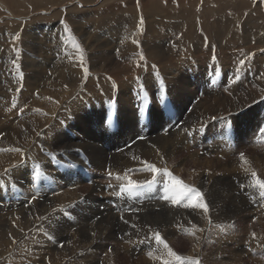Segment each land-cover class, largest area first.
<instances>
[{
  "label": "bare ground",
  "instance_id": "bare-ground-1",
  "mask_svg": "<svg viewBox=\"0 0 264 264\" xmlns=\"http://www.w3.org/2000/svg\"><path fill=\"white\" fill-rule=\"evenodd\" d=\"M60 1L67 5L69 22L76 36L89 50L88 61L74 46L72 33L69 34L65 30L63 21L47 23L48 28L47 26L46 28L38 27L33 25L32 21H27V24H19L8 31L3 29L5 32L2 30V36L0 35V40H10L11 47L13 48L14 45L19 50L20 39L23 37L24 48L23 51H19L18 56L16 51H13V60L20 65L19 70L13 67L14 75H12L14 71H11L12 76H10L8 68H0V116L4 115L8 119L0 122V149L23 150L22 153L0 151V264H62L64 261L69 264L68 247L64 249L58 244L62 235L71 245L70 247H73L70 250L71 256L74 255L72 250L76 249L75 245L78 242L77 248L98 264L115 263V258L117 256L119 258L121 252L131 254L130 256L136 255L135 258L141 254L142 260H150L151 264H164L165 261L169 264H181L174 257L168 256L162 245L156 244L152 239L153 230L161 234L177 255L199 257L200 264H220L219 261L222 259H220L219 251L209 252L213 249H208L211 244L207 242L208 239L205 236L210 226L214 224L211 223L213 219L208 211H215L214 215L217 218L215 220L220 225L221 221L229 219L232 214L237 215L248 206L256 207L264 200V197L258 198V195L250 196L255 192L246 187L250 184L248 181H251V178L250 174H246L240 166L239 154L242 149L235 153L244 145L252 146L255 137L263 138L258 135L259 130L264 128L261 126L264 123V99L261 98L264 96L263 9L257 11L252 8L251 0H242L240 5L243 6L244 12L240 18L227 14L214 18L213 21H203L200 25L197 22L189 24L188 16L197 5L207 9L212 5L211 2L209 3L210 0H169L168 9L160 3L156 4L158 0H143L142 14H146L151 19L147 23L146 34L141 40L143 30H140V21L137 16L139 12L136 11L138 6L135 0L128 2L103 0L101 3L103 2L104 5L97 7H94V0H81L84 4L83 8L92 6L82 15H79V12L83 9L79 8L78 4H72V0ZM217 1L221 0L213 3ZM6 2L13 13L22 16L32 11L35 13L46 10L49 6L59 3V0H6ZM176 4L179 6L178 9L175 7ZM263 4L264 0L260 5ZM248 7L251 10L248 11ZM155 16L157 18H153ZM171 17H181V21H172L169 19ZM43 23L41 22L42 25ZM250 24H254L255 28L249 27ZM22 27H24L23 33H21ZM17 34L19 40L15 39ZM76 36L74 38L78 42ZM163 36L169 39L164 40ZM47 39L49 43L50 41H54L55 44H57L56 41L59 42L58 52L51 53L49 49L51 54L47 52L50 54L48 55L39 51L41 50L38 49L39 46H43L41 44H44ZM64 48H66L65 51H63ZM141 48H144L146 57L152 64H157L158 70H152L153 65L150 64V70L142 72L145 55ZM251 51H254L255 62L249 65L246 63V57ZM179 52L191 54L190 56L196 62L214 64L216 71H221L218 62L225 66L226 62L230 61L229 65L232 68L230 80L224 76L220 85L215 84L221 75L213 73L214 69L210 71L204 65L201 68L197 65V68L193 69V66H187L191 63H188L189 59L187 62H179L177 59L179 56L176 58ZM214 60H216L215 63ZM241 60H244L242 65ZM12 61L9 60V63ZM87 63L90 74L86 85H83V89L77 90V82L85 73ZM20 73L23 74L22 77ZM204 77L208 83L205 82ZM224 83L226 87L222 86ZM15 84L16 87L13 86ZM28 86L34 87L37 92L36 98L44 96L47 98L45 107L41 104L42 101L41 103L34 101L25 109L23 103L26 97L18 99L15 93H18L21 87ZM130 88L133 92L131 94ZM198 95H201L199 99ZM166 96L174 98L173 114L169 115L167 112L165 116L142 117V124H139V118L135 112L149 110L153 105L152 99ZM140 97L145 103L136 101ZM244 108H249L248 115L241 114L240 110ZM155 109L163 110L157 104H154L151 110ZM34 110L40 111L39 117L33 115ZM131 112H134V115L129 117L128 114ZM208 121L211 123L204 125ZM232 124L236 128L234 132L238 134L236 133L237 136L233 134L231 144L238 143L239 147H235L237 149L235 151L230 144L229 151L224 152L223 156L227 159L231 157L233 174L230 175L238 186L234 192L242 190L246 195V199L241 200L238 194L235 196L222 186L220 182L222 176L218 175L221 162L206 157L210 150H203L204 156L202 154L201 156L193 149L194 144L203 138L194 134L198 132L192 130L204 125L202 129L204 130L207 126V134L222 137L216 128L218 127V130L221 126L229 128ZM139 125L144 128L138 132L141 138L135 140L139 136H131L129 133L132 128ZM251 130L255 131L256 135L252 136ZM245 133L249 134L245 135ZM132 140H135L133 145L130 144ZM246 141L248 143H245ZM198 143L196 146H207V143L199 141ZM177 145L185 147L180 150ZM259 147L254 145L253 150L243 153L250 161V166L261 178H264V159L255 155ZM181 152H187L189 159L181 157ZM145 161L154 164L158 169L167 168L173 176L178 177L185 184L200 189L209 207L208 211L205 213L201 208L184 207L187 209L183 212L182 203L179 205L173 203L171 198H166L170 195L166 191V184L169 183V177L166 174L138 170L141 166H146ZM105 167L112 173L106 178L111 181L109 183L108 180L107 184L101 185L104 191L100 194H104V202H113L116 205L117 197L113 201L110 199L120 192V185L126 182L118 180L117 175H127L142 184L156 176V182L151 187H141L134 191L138 193L132 192L133 195L141 198L140 205H128V203L125 207H117V211L114 205L110 208L112 218L120 225L118 230H114L116 225L110 217L99 218L105 213L96 206L101 203L100 194H97L96 190L88 194L86 192L82 194L80 191L87 185L86 180L90 177L87 175H91L90 180L95 183L93 178L98 177V170ZM37 171L41 173L38 177ZM65 172L69 173L74 180L71 192L69 191L71 188L65 187L67 182H71V179L67 181ZM48 174L55 175L58 180L49 184ZM63 179L66 184L62 182ZM3 182L4 185L1 188ZM27 187L31 191L26 190ZM128 199L132 201L130 196ZM80 202L86 207L87 217L90 220L99 219L98 226L102 232L95 228L97 221L96 225H88V231H86L80 216L65 215L66 211L78 210V205L82 204ZM130 208L137 211L146 209L139 215L143 218L139 219V216L129 214ZM260 210L261 216L264 215V206ZM180 212L183 213L179 216ZM97 215L98 218H96ZM241 221H236L232 227L229 225L230 228H240ZM139 223H143V226L141 227ZM61 225L66 226L65 228L74 227L75 234L70 231L59 232ZM248 227L253 229L257 227L258 230H262V234L258 233L256 239L263 240L258 245H252L253 247L240 245L243 246L240 251L263 249L264 217L258 218L256 224L248 225ZM193 230L195 235L189 234ZM106 232L115 237L116 242L115 246H109L112 250L110 251L112 257L109 256L111 259L95 255L92 251L104 244L100 239ZM218 232L220 233L221 230ZM177 233L179 236L175 237ZM187 244L190 249L188 252ZM149 252L152 253L151 256L148 255ZM23 257L28 258V262L24 261ZM253 257L242 260L236 256L230 259V264H243L245 261L247 264L248 262L264 264V258L261 259L257 254ZM73 264L84 263L82 260H76ZM184 264H188V261Z\"/></svg>",
  "mask_w": 264,
  "mask_h": 264
},
{
  "label": "rangeland",
  "instance_id": "rangeland-1",
  "mask_svg": "<svg viewBox=\"0 0 264 264\" xmlns=\"http://www.w3.org/2000/svg\"><path fill=\"white\" fill-rule=\"evenodd\" d=\"M101 1H103V0H94V4H95V6L94 7H97V6H99V5H104V3L102 2L101 3ZM117 1V0H116ZM128 1H131V0H125L124 2H128ZM134 1V0H133ZM142 1L143 0H135V3H136V6H138V7H136V11H138L139 12V14L137 15L138 16V18H139V21H140V19H141V17H143V26H142V33H141V40H142V37L146 34V29H147V23H148V21L151 19L150 17H147L146 16V14H142V12H143V8L141 7V3H142ZM169 0H158V1H156V4L157 3H160V5L161 6H163L165 9H168V6L169 5H167L169 2H168ZM214 1H216V0H210L209 1V3L211 2L212 3V5L211 6H209V7H207V9L205 8V9H203L201 6H196L194 9H193V11L189 14V16H188V23L190 24V23H192V22H197L198 24H200V25H202L203 24V21H213V20H215V19H217L219 16H222V15H232V16H234L235 18H240L241 17V15H242V12H244L243 11V6H241L240 5V2L242 1V0H229V2H228V0H221V1H217V3H213ZM227 1V2H226ZM72 2V4H78L79 5V8H82L83 10H80V12H79V15H82L83 14V12L84 11H87L88 10V8L90 9V8H92V6L91 5H89V7L87 8H83L84 7V4H83V2H81V0H72L71 1ZM137 2H138V5H137ZM167 2V3H166ZM221 4H220V3ZM262 3V0H251V3H252V8L253 9H256L257 11H260V10H262L263 9V11H264V4L262 5L263 6V8H262V6L260 5L261 3ZM60 3V4H59ZM59 3H57V4H53V5H51V6H53V8L51 7V6H49L48 8H46V10H39L38 12H35V13H33V11L30 13V14H26V15H16L15 13H13L12 12V9L10 8V5L6 2V0H0V33L2 32V30L3 29H5L6 31H8V30H10L12 27H16L17 25H19V24H27V21H32V23H33V25H36V26H38V27H43V28H46V26H47V28L49 27L48 25H46L47 23H49L50 24V22H61V21H63L64 22V24L65 25H67L68 26V28H70L71 29V33H72V36L74 37V36H76V34H75V31H74V28H73V26L71 25V23L69 22V19H70V17H69V15H68V10H67V5H65V3L63 2V1H60L59 0ZM66 3H67V1H66ZM155 3V2H154ZM208 3V4H209ZM225 3H227V4H225ZM259 3V4H258ZM106 4V3H105ZM216 4V5H215ZM223 4V5H222ZM248 4H250V3H248ZM140 5V6H139ZM178 4H176L175 5V7L178 9V7L179 6H177ZM203 5V4H202ZM217 5H221L222 7H220V6H217ZM214 6V7H213ZM51 7V8H50ZM198 7V8H197ZM238 7V8H237ZM245 7V6H244ZM71 8V7H70ZM84 9H86V10H84ZM138 9V10H137ZM171 10H174V9H171ZM247 10L249 11V10H251L249 7L247 8ZM49 11V12H48ZM223 13V14H222ZM37 14V16H34V15H36ZM8 16V17H7ZM31 16V17H30ZM27 17H29V18H27ZM153 18H157L156 16L155 17H153ZM215 18V19H214ZM32 19V20H31ZM170 20H172V21H177V22H180L181 21V17H171V18H169ZM37 20V21H36ZM13 21V22H12ZM22 21H23V23H22ZM25 21V22H24ZM34 21V22H33ZM48 21V22H47ZM41 22H44L43 24L44 25H42L41 24ZM66 22V23H65ZM18 23V24H17ZM252 26V27H251ZM249 27H251V28H255V26H254V24H250L249 25ZM140 28H141V26H140ZM5 30H3L4 32H5ZM23 31H24V27H22V30H21V33H23ZM91 31V30H90ZM6 34V33H5ZM1 36H2V33L0 34ZM3 36H7V35H3ZM163 38H164V40H167V39H169V38H167V36H163ZM167 38V39H166ZM22 39H23V37H21V39H20V50L21 51H23L24 50V48H23V44H22ZM76 39L78 40V42L80 43V46H81V48L83 49V55L85 56V59L88 61V59H87V56H88V54H89V50L87 49V47L81 42V39L78 37V36H76ZM48 40V39H47ZM47 40H45L44 41V44H41V45H43V46H39L40 48H38V49H41V50H39V51H41L42 53H46V54H48V53H52V52H58L59 51V42H57L56 41V43L58 44V47H57V44H55V43H53L54 41H50V43H49V40L47 41ZM9 41V42H8ZM36 42L38 43V39L36 40ZM46 42V43H45ZM10 43V40H0V68H3V69H6V68H8V71H9V75L10 76H12V75H14L15 74V71H14V69H13V67H15L12 63H9V60H13V58H14V49L11 47V45L9 44ZM49 43V44H48ZM4 44H6V45H4ZM51 45V46H50ZM14 46V45H13ZM55 46V47H54ZM4 47V48H3ZM46 47V48H45ZM56 48H58V49H56ZM13 49V50H12ZM44 49V50H43ZM49 49L51 50L50 52H49ZM65 49L66 48H64V50L63 51H65ZM141 49H143V52H144V48H141ZM12 50V51H11ZM43 50V51H42ZM53 50V51H52ZM46 51V52H45ZM48 52V53H47ZM6 53V54H5ZM50 53V54H51ZM50 54H48V55H50ZM184 54V55H183ZM183 54H181L180 52L177 54V56H176V58L178 59V61L179 62H184V61H188V59H189V61H188V63L189 62H191V63H189L187 66H193L192 68L193 69H196L197 67V65H200V68H201V66L202 65H204V67L205 68H208V70H210V71H212L213 69H214V64H212V65H207L206 63H203V61H197L196 62V60H194V58L192 57V56H190L191 54H186V53H183ZM13 55V56H12ZM144 59H145V63H144V66L142 67V69L141 70H143L142 72H145V71H147V70H150V64L151 65H153L152 66V70H158V66H157V64L156 63H153L152 64V62L150 61V59H148L147 57H146V54H145V52H144ZM249 56V57H248ZM251 57V58H250ZM11 58V59H10ZM184 58V59H183ZM220 58H221V56H220ZM176 59V60H177ZM193 59V60H192ZM246 59H247V61H246V63L247 64H249V65H251V64H254V62H255V54H254V51L252 52L251 51V53H250V55H247V57H246ZM249 59V60H248ZM191 60V61H190ZM215 61L216 60H214L213 62L215 63ZM250 61V62H249ZM5 64H4V63ZM177 62V61H176ZM218 62V61H217ZM252 62V63H251ZM194 63V64H193ZM10 64V65H9ZM193 64V65H192ZM222 64V65H221ZM220 64V62H218V66L220 67V69H221V71H219V70H217L216 71V69H214V71H213V73H216V74H219V75H221V78L219 79V80H217L216 82H215V84H217V85H220V81L222 80V78L224 77V76H227L228 77V79L230 80V78H231V75H232V68H231V66L229 65L230 64V61H227L226 62V65L225 66H223V63H221ZM3 65V66H2ZM4 66H6L5 68H4ZM12 66V67H11ZM223 66V67H222ZM13 69V70H12ZM86 69H87V72H85L84 74H83V78L81 77L79 80H78V82H77V85H76V87H77V90H79V89H83V87L86 85L85 83H86V81H87V78H88V76H89V72H90V70H89V64L87 63V66H86ZM14 71V73L11 75V73ZM231 71V72H230ZM230 75H229V74ZM230 76V77H229ZM204 79H205V82L206 83H208V80H206V78L204 77ZM122 82V81H121ZM212 82H214V81H212ZM218 82V83H217ZM13 83V82H12ZM166 84V83H165ZM84 85V86H83ZM14 87H16V84L15 85H13ZM222 86L224 87H226V83H224V84H222ZM28 88H30V89H28ZM31 88H32V90H31ZM28 89V90H27ZM21 90V91H20ZM19 90V92L18 93H15L16 94V96H17V98L18 99H21L22 97H26V101H25V103H23L24 105H25V109H26V106H30V104L31 103H34V101H38L37 103H41V101H42V103L41 104H44V107L46 106V104H47V98L44 96V97H38V98H36V94H37V92L34 90V87H31V86H28V87H21V89ZM25 91V92H23V91ZM30 90V91H29ZM130 94L131 93H133V92H131L132 91V89L130 88ZM23 92V93H22ZM30 94H33L32 96L30 95ZM22 95V96H21ZM204 95V94H203ZM198 97V99L201 97V95H198L197 96ZM43 98H44V102H43ZM82 99H86L85 97H81ZM262 98V100L264 99V96L263 97H261ZM42 99V100H41ZM46 99V100H45ZM32 100V101H31ZM31 101V102H30ZM137 102H141V103H145L143 100H142V97H140V98H138L137 100H136ZM155 101V102H154ZM158 101V102H157ZM173 102H174V98H171V97H169V96H166V97H162V98H160V99H152V103H153V105L150 107V109L149 110H143V111H136L135 112V115L136 116H138V118H139V124H142V117H145V118H149L148 116H150V115H157V117H160V115L162 116H165V114L167 113V114H169V115H171V114H173ZM149 103V102H148ZM160 103V104H159ZM154 104H157L159 107H160V109H163V110H158V109H155V110H151L152 109V107L154 106ZM165 105L168 107H165ZM164 109H166V110H164ZM248 109L249 108H244V109H242V110H240L242 113L241 114H246V115H248ZM170 110H171V112H170ZM152 111V112H151ZM40 111H35L34 110V113H33V115L35 114V116L36 117H39L40 116ZM134 112H131V113H129L128 115H129V117H131L132 115H134L133 114ZM144 113V114H143ZM143 114V115H142ZM249 114H251L250 112H249ZM3 117H4V115L2 116H0V122L2 121V122H4V120L5 121H7L8 119L7 118H5L4 117V119H3ZM7 119V120H6ZM212 122H214V121H212ZM115 123H117L116 121H115ZM211 123V121H208V122H206L204 125H209ZM203 125V126H204ZM233 125V124H232ZM230 125V127L229 128H223L222 126H221V129H219L218 130V127L216 128L217 129V131L222 135V137L220 136H216V134H213V135H211V134H207V131L208 130H206V129H208L207 128V126H205V128H204V130L202 129V127L201 126H199L198 128L199 129H195V130H192L193 132L195 131V132H198V133H194V134H198V135H200V136H202V138L203 139H201V140H198L199 142H203L204 144L205 143H207L206 145L207 146H200V145H198V146H196L197 144H199L198 143V141H197V143L196 144H194V150L197 152L198 151V153H200V155L202 154L203 156H204V153L202 152L203 150H206V151H209L210 150V152H212V153H208V155L206 156L207 158H209V159H213V160H216V161H220L221 162V164H220V167H219V170H220V172H219V174L218 175H221L222 177H221V180H220V182L222 183V186H225L224 188H226V190L228 191V192H230V193H232L233 195H235V196H237V194L239 195V197H240V200L241 199H246V195L242 192V190H238L237 191V193H235L234 192V190L238 187L237 185H236V183H235V180L234 179H232V177H231V175L233 174V171H232V167H231V165H232V160H231V157L230 158H226V157H224L223 156V154H224V152L226 153V151H229L228 149H229V147H230V144L232 143V138H233V136L235 135V136H237V132H234V131H236V128H235V125ZM232 126V127H231ZM261 126H264V123L261 125ZM144 127L143 126H140L139 125V127H135V128H132L131 129V132L129 133V135H137V136H139V137H136L135 138V140H139L140 138H141V134H138V132H140L142 129H143ZM220 128V127H219ZM230 128H232V130L230 129ZM201 129H202V131H201ZM226 129H228V130H226ZM234 129V130H233ZM166 131V130H165ZM200 131V132H199ZM231 131V132H230ZM203 132V133H202ZM225 132V133H224ZM135 133V134H134ZM168 133V132H167ZM202 133V134H201ZM224 133V134H223ZM237 133V134H236ZM207 134V135H206ZM234 134V135H233ZM249 133H245V135H248ZM250 134L252 135V136H254V135H256L255 134V131H253V130H251V132H250ZM192 135H193V133H192ZM197 135V136H198ZM224 135V136H223ZM259 136H262L261 134H258ZM143 136V135H142ZM231 138H230V137ZM228 139H227V138ZM211 138V139H210ZM257 137H255V139H256ZM263 138H264V136H263ZM262 137L260 138V139H256L257 141H255V139H254V144L251 146V145H249V144H247L246 145V147H245V145L243 146V147H241V148H239L238 150L236 149V148H238L239 146H238V143H233L234 145H232L233 147H234V149H235V153H237L240 149H242L241 150V152H244V153H246V152H250L251 150H253V146L254 145H258V146H260L259 148H258V150L255 152L256 154V156L258 157V158H262V159H264L263 157H264V139H263ZM214 139V140H213ZM222 139V140H221ZM135 140H132L131 141V145H133L134 143H135ZM221 140V141H220ZM250 140V139H249ZM209 141H210V143H209ZM229 142V143H228ZM245 143H248V141H246ZM251 143V142H250ZM220 144V145H219ZM225 144H226V146H225ZM178 146V149H180V150H182V149H184V147L185 146H181V145H177ZM225 146V147H224ZM196 147V148H195ZM207 147V148H206ZM210 147V148H209ZM223 147H224V149H223ZM236 147V148H235ZM203 148V149H202ZM204 148H206V149H204ZM192 149V150H193ZM215 149V150H214ZM212 150V151H211ZM214 150V151H213ZM200 151V152H199ZM255 151V150H254ZM215 153V154H214ZM258 153V154H257ZM180 155H182L181 157H183V158H187L188 157V159H189V156H187L188 154H187V152H184V153H180ZM201 155V156H202ZM213 155V156H212ZM209 156V157H208ZM214 158H216V159H214ZM226 158V159H225ZM226 160V161H225ZM228 160H229V162H228ZM183 161H184V159H183ZM222 166V167H221ZM226 167V168H225ZM83 169H84V167H83ZM103 169V170H102ZM102 169H99L98 171H99V175H97L98 177H95V178H93L94 180H95V183H93L92 182V180H90V179H92V177H91V175H87V176H90V177H88V179L86 180L87 181V185L82 189V190H80L81 191V193L82 194H85V192L88 194L89 192H91V191H93L94 192V190H96L95 192L97 193V194H100L101 192H103L104 191V188H103V186H101V185H104V183L105 184H107L108 182L110 183V181L111 180H107L106 178H108V176H109V170L107 169V167H105V168H102ZM106 169V170H105ZM142 170V171H147V169H146V166H141V168H139L138 170ZM86 170V169H85ZM226 172H225V171ZM231 170V171H230ZM101 171V172H100ZM107 171V172H106ZM230 172V173H229ZM221 173V174H220ZM226 173V174H225ZM231 174V175H230ZM65 175H66V177H67V181L69 180V179H71L70 181L71 182H67V184H66V182H65V180L63 179L62 180V182L64 183V184H66V186L65 187H67L68 186V188L70 189L71 188V190H69L70 192L72 191V187L74 186V184H73V182H74V180L71 178V176H70V174L69 173H67V172H65ZM228 175V176H227ZM82 176H85V177H87L86 175H83L82 174ZM225 176V177H224ZM48 178L49 179H47L48 181V183L49 184H52L54 181H57L58 179H56V177H55V175L54 176H50L49 174H48ZM98 178V179H97ZM51 179V180H50ZM55 179V180H54ZM102 179V180H101ZM89 180V181H88ZM226 180V181H225ZM51 183H50V182ZM98 181V182H97ZM106 181H108V182H106ZM233 181V182H232ZM90 182V183H89ZM227 182V183H226ZM250 184H251V181H248ZM73 184V185H72ZM90 184V185H89ZM98 184H100V186L98 185ZM250 184L248 185V186H246L247 187V189H249V188H251L252 189V191L253 192H255L256 193V195H255V193L254 194H250V196H257L258 195V198H262L258 193H259V191H258V189H256V188H253V187H250ZM2 185H4V182L3 183H1V188H2ZM20 185H22V184H20ZM94 186L96 187V188H94ZM235 187V188H234ZM86 188V189H85ZM100 188L102 189L101 191H100ZM26 190H28V191H31V190H29V188L27 187L26 188ZM133 193H138V192H133ZM133 193H128V192H124V193H121L120 195H116L115 197H112L110 200L111 201H113V200H115V198H116V200H118V203H117V205L115 204V203H113V202H111V203H106V202H104V198H102L100 201H101V203H99V204H96V206H98V208H100L101 209V211H105V213L103 214V216H100L99 218H101V219H104L103 217H110V219H112V221L115 223V228H114V230H118V229H120V225H118V223L116 222V221H114V219L112 218V209H110L113 205H114V207H115V211H117V207H125V206H127V204L128 205H132V204H135V205H137V204H141L142 203V201L141 202H139L140 201V197L138 196V195H133ZM130 196V198L132 199V201L130 200V199H128L129 198V196ZM100 195H102V196H104V194L102 193V194H100ZM100 195H99V198H100ZM125 195V196H124ZM244 195V196H243ZM101 196V197H102ZM121 196H123V197H121ZM127 196V197H126ZM121 197V198H120ZM126 198V201H125V198ZM245 197V198H244ZM248 198V197H247ZM119 199L121 200V201H119ZM123 201V202H122ZM138 202V203H137ZM184 202L186 203V201H181V203L183 204H181V203H179V205L181 204V206H182V210H183V212L187 209H184ZM241 202V201H240ZM82 202H80V204H81ZM113 203V204H112ZM131 203V204H130ZM112 204V205H111ZM262 204H263V206H264V200H263V203H260L258 206H250V208H249V206H248V208L246 207V208H243V211L242 212H239V214H232V216L229 218V219H227V220H224V221H221L220 222V225H221V227H220V225H219V222H216V220L215 219H217L216 218V215H214V213H215V211L214 210H209L208 211V213H210V215H211V217H212V221H211V223H214L213 225H211L210 226V229L207 231V233H206V237H207V239L205 238V240H207V242H210V244H211V246H209V250H211V249H213V250H211V251H209V252H215L216 250L217 251H219V253H220V255H221V257H220V259H222V260H220L219 261V263L220 264H225L226 262H227V264H230V259L231 258H233V257H236V256H239V258L240 259H242V260H245L247 257H253V256H255L256 254L262 259V258H264V246H263V249H258V248H255V250H248V251H243V252H241L240 250H242L243 249V246H240V245H258V244H260L261 242H262V240H261V238H258V239H256L257 237H256V235L258 234V233H260V234H262V230H258L257 229V227H254V229L256 230H254L252 227H248V225H254V223L256 224V221H257V219L258 218H262V217H264V215H262L261 216V214H262V212H261V210H260V208L262 209L263 208V206H262ZM102 206V207H101ZM164 207V206H163ZM108 208V209H107ZM86 210V207L84 206V204L82 203L81 205H78V210H76L75 212H71V211H66V214L65 215H67V216H71V217H74V216H80L81 217V221L83 222V227L86 229V231H88V225H96V221H97V225L95 226V228L97 227V230H99V232H102L101 231V229H100V227L98 226V222H99V219H97V220H95V221H92V220H90L88 217H87V214H88V212H87V210ZM114 209V208H113ZM208 209H209V207H208ZM142 210V209H141ZM141 210H139V211H137V210H133V209H129V214H132V215H135L136 217H138L139 215H140V213H142L143 211H146V209L144 210L143 209V211H141ZM252 210V211H251ZM141 211V212H140ZM254 211V212H253ZM84 212H86V214H84ZM134 214H133V213ZM183 212H180L178 215L180 216V215H182V213ZM193 212V211H192ZM253 214H252V213ZM2 213V212H1ZM70 213V214H69ZM75 213V214H74ZM106 213H109V214H106ZM247 213V214H246ZM73 214V215H72ZM107 216H106V215ZM192 214V213H191ZM194 214V213H193ZM216 214V213H215ZM243 214V215H242ZM250 214V215H249ZM260 214V216H257V215H259ZM242 215V216H241ZM238 217V218H237ZM84 218V219H83ZM96 218H98V215L96 216ZM139 219H142L143 217H138ZM241 218H243V220L241 219ZM90 220V221H89ZM235 220V221H234ZM242 220V221H241ZM92 221V223H90ZM232 221H234V222H232ZM236 221H241L242 223V226H240V228H236V229H234V228H230V226L232 227V224H234ZM86 222V223H85ZM95 222V223H94ZM225 222H226V224H225ZM87 224V225H86ZM140 224V226L142 227L143 226V223H139ZM217 224H218V226H217ZM216 225V226H215ZM225 225H227V227H225ZM230 225V226H229ZM66 226H64V225H61V227H59L60 228V230H59V232H62V231H70L71 233L73 232L74 234H75V228L74 227H67V228H65ZM229 227V228H228ZM248 227V228H247ZM72 228V229H71ZM220 228V229H219ZM224 228V229H223ZM248 229V230H247ZM264 229V228H263ZM219 230H221V232L219 233L218 231ZM227 230V232H225ZM85 231V230H84ZM229 231H230V233H229ZM235 232V234L233 233V232ZM258 231V232H257ZM114 232V231H113ZM113 232H112V234H113ZM225 233V234H224ZM226 233H228V234H226ZM239 233V234H238ZM241 233V234H240ZM243 233V234H242ZM252 233H256L255 234V237L254 238H252L253 237V235H252ZM83 234H84V232H83ZM179 233H177V236L175 235V237H178L179 235H178ZM212 234V235H211ZM217 234V235H216ZM224 234V235H223ZM238 234V235H237ZM247 234H248V236H247ZM208 235H210L209 237H208ZM222 235V236H221ZM232 236V237H231ZM235 236V237H234ZM251 236V237H250ZM224 239H223V238ZM226 237V238H225ZM234 237V238H233ZM65 237H63V235L62 236H60V238H59V241L60 242H58V244L61 246V247H63L64 249H65V247L67 246L68 247V250H67V259H68V262H69V264H73V262L74 261H76V260H82V262L84 263V264H98V262L97 261H94V259L92 260V259H90L91 257H87V255H86V253L85 252H81V250H79L77 247H79L78 245V242L76 243V245L75 246H77L76 247V249L75 250H72V251H74L73 252V254L74 255H72L71 256V249H73V247L71 248L70 246L71 245H69V243L68 242H66V239H64ZM221 238V239H220ZM237 238V239H236ZM244 238V239H243ZM251 238V239H250ZM214 239H216V240H214ZM233 239V240H232ZM235 239V240H234ZM247 239V240H246ZM224 240V241H223ZM237 240V241H236ZM243 240V241H242ZM100 241H102L104 244L102 245V246H100L99 248H94V249H92V251H93V253H95V255L97 254L98 256H104V257H108L109 259H111V257H112V252L110 253V251H112L111 250V247L109 248V246H115L116 245V242H115V237H113V236H111L110 235V233H107L106 232V234H105V236L103 237V238H101L100 239ZM220 243H219V242ZM229 241V242H228ZM241 241V242H240ZM246 241V242H245ZM252 242V243H250V242ZM258 241V242H257ZM101 242V243H102ZM225 244H224V243ZM227 242V243H226ZM231 242V243H230ZM233 242V243H232ZM238 242H239V244H238ZM255 242V243H254ZM215 243V244H214ZM218 243V244H217ZM223 243V244H222ZM229 243V244H228ZM180 244H182V243H180ZM216 245V246H215ZM225 245H227V246H225ZM237 245V246H236ZM74 246V247H75ZM231 246V247H230ZM241 248H240V247ZM252 246V247H253ZM180 247V246H179ZM214 247V248H213ZM219 247H221V248H219ZM222 247H224V249L222 248ZM229 247V248H228ZM101 248V249H100ZM182 248V247H181ZM187 249V252L190 250L189 249V245L187 244V247H186ZM218 248V249H217ZM96 249V250H95ZM102 249H103V251H102ZM221 251H220V250ZM263 250V251H262ZM76 251H77V253H76ZM99 251V252H98ZM108 251V252H107ZM123 251V250H122ZM231 251V252H230ZM232 251L234 252V253H232ZM258 251H260V252H258ZM79 252V253H78ZM186 252V253H187ZM222 252V253H221ZM242 254H241V253ZM248 252V253H247ZM257 252V253H256ZM262 252V253H261ZM99 253V254H98ZM102 253V254H101ZM108 253V254H107ZM225 253H227V255L225 254ZM230 253V254H229ZM232 253V254H231ZM247 253V254H246ZM78 254V255H77ZM83 255V256H80V255ZM225 254V255H224ZM254 254V255H253ZM263 254V255H262ZM131 254H129V255H127V253H120L119 254V258H118V256H117V258H115V263L116 264H151V262H149L150 260H142V256H141V254L138 256V257H134V256H136V255H134V256H130ZM252 255V256H251ZM262 255V256H261ZM69 256V257H68ZM109 256H111V257H109ZM129 256V257H128ZM141 256V257H140ZM223 256V257H222ZM28 257V256H27ZM80 257V258H79ZM242 257V258H241ZM127 258H129V259H127ZM253 258H255V257H253ZM74 259V260H73ZM121 259V260H120ZM256 259V258H255ZM23 260L24 261H26V262H28V258H25V257H23ZM225 260V261H224ZM257 260V259H256ZM86 261V262H85ZM134 261V262H133ZM146 261H147V263H146ZM208 261H209V259H208ZM223 263H222V262ZM66 262L67 261H64L62 264H66ZM145 262V263H144ZM248 262V261H247ZM259 262V261H258ZM114 262L112 263V264H115ZM246 263V261L245 262H243V264H245ZM264 263V262H263ZM247 264V263H246ZM248 264H250L249 262H248Z\"/></svg>",
  "mask_w": 264,
  "mask_h": 264
},
{
  "label": "snow or ice",
  "instance_id": "snow-or-ice-1",
  "mask_svg": "<svg viewBox=\"0 0 264 264\" xmlns=\"http://www.w3.org/2000/svg\"><path fill=\"white\" fill-rule=\"evenodd\" d=\"M140 30H142L143 26V17L140 19ZM65 30L71 34V29L68 28L67 25H65ZM16 40H19V35L17 34L15 36ZM74 46L77 47L81 54H83V49L80 47L79 43L75 41V38L73 37ZM14 50L17 53V56L19 55V49L15 48L13 46ZM141 59H143V56L141 55ZM13 65H15L16 69L19 70L20 65L17 63L16 60L12 61ZM240 64H244V60L240 61ZM85 72H87V69H85ZM22 77V73H20ZM215 119V117L213 118ZM260 134L264 136V128H261L259 130ZM0 151H16V152H23L22 149L15 148V149H0ZM239 160H240V166L243 169V171L246 174H250L251 178V184L250 186L253 188H256L259 190V195L261 197H264V178H261V176L257 173V171L250 166V161L246 157V155L241 152L239 154ZM146 165V169L152 171L153 173H161L163 172L169 177V183L166 184V191L169 192V197L171 198L173 203L179 204L181 201H186L184 203V207H192V208H201L206 213L208 211V205L204 200L203 193L200 191V189L196 188L195 186L185 184L182 180H180L178 177L173 176V174L167 169H158L154 164H150L147 161L144 162ZM7 171V170H6ZM131 171V170H129ZM110 176L112 175L111 172L108 173ZM37 177L41 175L39 171L36 172ZM118 180H124L125 183L120 185V192H117L116 195H120L123 192L132 193L136 189L141 187H151L153 183L156 182V176L154 175L151 181H146L143 184L132 180L127 175L125 176H119L116 177ZM195 227V226H194ZM200 231H203V229H200ZM189 234L195 235V231H190ZM253 237H255V233H252ZM152 239L155 240L157 245H162L163 248L166 250L167 255L170 257H174L176 261H180L181 264H184L185 261H188V264H200L199 257L191 258V257H181L177 255L168 245L167 241H165L161 234L158 231L153 230ZM149 256L152 255L151 252L148 253ZM164 264H169L168 261H165Z\"/></svg>",
  "mask_w": 264,
  "mask_h": 264
}]
</instances>
